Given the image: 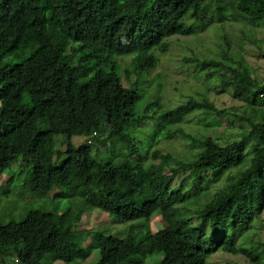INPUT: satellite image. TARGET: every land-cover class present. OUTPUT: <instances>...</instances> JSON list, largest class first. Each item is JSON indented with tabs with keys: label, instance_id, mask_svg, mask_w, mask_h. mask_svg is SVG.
I'll return each instance as SVG.
<instances>
[{
	"label": "trees",
	"instance_id": "1",
	"mask_svg": "<svg viewBox=\"0 0 264 264\" xmlns=\"http://www.w3.org/2000/svg\"><path fill=\"white\" fill-rule=\"evenodd\" d=\"M215 21L264 28V0H0V177L16 163L33 196L60 188L54 196L80 200L76 213L31 208L0 223V264H42L45 257L46 264H67L93 249L95 264H141L154 253L160 254L154 264H204L219 249L264 264V243L256 251L240 243L264 209V117H240L247 128L226 143L182 134L200 150L168 172L162 169L169 155L153 152L160 164L145 165L126 131L153 105L143 101L136 110L139 78L168 50L167 38L196 35ZM220 47L227 58V41ZM125 55L138 77L129 86L116 60ZM5 58L14 62L2 64ZM193 61L199 71L223 64ZM229 71L218 79L231 98L264 105V85L253 91L256 83L241 62ZM127 73L122 70L125 79ZM195 111L213 115L217 125L225 112L189 98L161 110L154 129L169 135L170 125ZM79 135L84 140L73 145L70 138ZM101 151L108 154L100 158ZM228 171L224 186L199 204ZM90 195L96 209L127 223L123 234L76 228L83 209L91 208ZM188 198L197 204L194 222L175 208ZM155 213L162 226L151 231Z\"/></svg>",
	"mask_w": 264,
	"mask_h": 264
},
{
	"label": "rangeland",
	"instance_id": "2",
	"mask_svg": "<svg viewBox=\"0 0 264 264\" xmlns=\"http://www.w3.org/2000/svg\"><path fill=\"white\" fill-rule=\"evenodd\" d=\"M223 37L226 39L224 40ZM228 43L227 58L221 57V47ZM168 50L159 54L157 64L147 74L140 77L141 81L137 90L142 91L136 103L144 105L151 102L145 112V119L138 124L127 127V133L132 136L138 148V157L145 164H160V158H152V153L157 152L159 156H167L166 165L163 171L168 172L171 167L176 166V161H189L192 155L199 151V146L191 144L182 134L193 137L204 138L211 136L220 143H226L238 136L240 131L247 128L246 123L240 119L242 116H251L254 121H259L264 117V105L251 106L245 102L230 97L229 91L220 85L218 74H229V67H235L238 62L246 67L250 76L256 83L253 91L260 93V88L264 85V28H251L240 23H219L217 21L209 25L205 30L193 36L172 35L167 38ZM128 57L117 56L122 84L129 86L137 80V75L131 71L130 55ZM202 59H221L223 62L219 68H209L199 71L196 62ZM14 62L10 58H5L3 63ZM124 70H127V80L123 77ZM264 94V88L262 90ZM189 98L207 99L214 104L218 110L224 109V113H219L216 118L219 124H214L213 115L195 111L188 115L181 123L170 125L169 135H162L154 129L156 115L164 109L176 106ZM255 115H252L251 112ZM140 113V111H138ZM153 116L149 119V116ZM61 139L60 136L55 137ZM84 140V137L72 136L70 142L77 145ZM56 147L58 145L56 144ZM96 150H94L95 152ZM108 154L101 151L100 158ZM231 171L222 174L220 179L209 184L206 197L200 196L198 203L208 200L215 192L220 190L225 184V176ZM175 182V181H174ZM60 188H55L44 197H36L28 193L25 185V171L18 164L12 163L0 177V223L8 220H19L24 212L31 208L44 210L62 211L70 208L76 213L80 200L77 198H60L54 196ZM91 208H84L80 221L76 222L79 230H97L105 235L123 234L127 223H116L113 218L95 208V196H88ZM197 206L192 198H188L184 203L176 205L178 212L188 216L195 221L194 209ZM149 228L155 231L162 226L160 216L155 213L149 219ZM135 221L134 225H138ZM88 239L82 242L86 245ZM257 242L264 243V209L261 215L252 221L248 231L241 239L240 243L245 248L251 250L255 248ZM258 246V245H257ZM259 255V254H258ZM98 257L96 249L91 250L89 256L78 262L67 264H95ZM133 257H137L134 255ZM261 257V258H260ZM160 258V254L154 253L146 256L141 264H154ZM264 258V257H263ZM135 259V258H134ZM259 255L257 263L261 262ZM42 264L48 262L47 257L42 259ZM264 262V261H263ZM262 263V262H261ZM7 264H13L9 259ZM51 264H65L52 262ZM204 264H253L248 258L241 254H232L223 250L211 253Z\"/></svg>",
	"mask_w": 264,
	"mask_h": 264
}]
</instances>
